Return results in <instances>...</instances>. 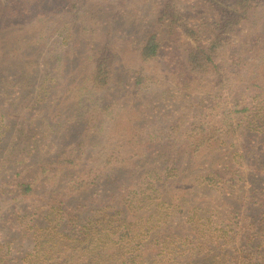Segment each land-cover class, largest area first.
<instances>
[{"label": "trees", "instance_id": "trees-1", "mask_svg": "<svg viewBox=\"0 0 264 264\" xmlns=\"http://www.w3.org/2000/svg\"><path fill=\"white\" fill-rule=\"evenodd\" d=\"M2 4L49 16L43 0ZM58 4L70 23L146 31L129 66L110 41L83 60L65 91L81 132L48 164L61 168L1 177L0 221L25 205L0 264H264V0Z\"/></svg>", "mask_w": 264, "mask_h": 264}, {"label": "rangeland", "instance_id": "rangeland-1", "mask_svg": "<svg viewBox=\"0 0 264 264\" xmlns=\"http://www.w3.org/2000/svg\"><path fill=\"white\" fill-rule=\"evenodd\" d=\"M43 1L48 4V17L41 15L43 13L34 5L30 7L34 15H28L29 18H10L0 13V180L5 173L12 172L11 168H61L48 164L57 153L65 151L69 142L67 132L73 134V139L81 132L77 121L71 125L75 130L68 129L73 112L70 102L65 100V91L71 81L78 83L81 80L79 73L83 71V60L96 55L104 42L110 41L114 55L129 66L146 31V25L118 23L104 29L97 25L86 27L82 21L70 23L58 0ZM2 2L4 6L10 5V0ZM182 41L179 38V44ZM166 53L169 55V49L165 48L159 62L165 60ZM70 62L77 73L68 71ZM154 71L158 74V70ZM156 88L153 86L141 94L144 97L140 101L142 105L157 103L156 96L165 87ZM169 108L166 107V111ZM158 111L145 107L139 114L144 120H151ZM60 125L65 127L60 128ZM255 162L245 161L241 168H254ZM24 205L11 203V208L8 206L6 212L3 210L0 221V249L3 253L14 251V239L21 227L15 218L18 214L21 216L18 209Z\"/></svg>", "mask_w": 264, "mask_h": 264}]
</instances>
